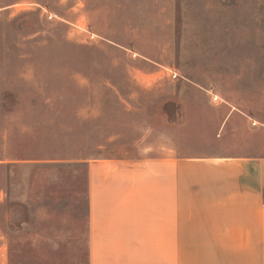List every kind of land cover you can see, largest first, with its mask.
Returning a JSON list of instances; mask_svg holds the SVG:
<instances>
[{"label":"rangeland","instance_id":"374dc122","mask_svg":"<svg viewBox=\"0 0 264 264\" xmlns=\"http://www.w3.org/2000/svg\"><path fill=\"white\" fill-rule=\"evenodd\" d=\"M40 1L0 7V225L17 250L43 255L21 264H79L82 158L146 141L165 105L173 135L194 131V117L178 110L194 107L185 95L206 90L149 57L174 58L193 75L197 64L231 57L237 74L248 73L252 62L264 65V0ZM260 92L264 84L231 82L235 101ZM67 252L77 259L59 258Z\"/></svg>","mask_w":264,"mask_h":264},{"label":"crops","instance_id":"0c3cea01","mask_svg":"<svg viewBox=\"0 0 264 264\" xmlns=\"http://www.w3.org/2000/svg\"><path fill=\"white\" fill-rule=\"evenodd\" d=\"M40 3L0 0V7ZM149 59L206 90L185 95L194 107L178 110L194 117V131L173 135L164 104L162 125H151L146 141L82 158L86 254L79 264H264V92L243 103L231 98V82L264 84L262 60L237 74L229 57L217 67L197 64L193 75L174 58ZM207 84H228V92ZM13 241L0 225V264L43 258ZM59 258L77 259L72 252Z\"/></svg>","mask_w":264,"mask_h":264}]
</instances>
